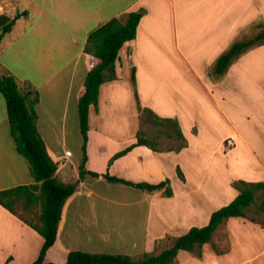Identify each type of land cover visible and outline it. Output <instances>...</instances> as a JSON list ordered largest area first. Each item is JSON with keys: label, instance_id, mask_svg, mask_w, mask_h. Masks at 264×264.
Returning a JSON list of instances; mask_svg holds the SVG:
<instances>
[{"label": "crops", "instance_id": "1", "mask_svg": "<svg viewBox=\"0 0 264 264\" xmlns=\"http://www.w3.org/2000/svg\"><path fill=\"white\" fill-rule=\"evenodd\" d=\"M142 9L136 37L119 51L117 79L101 85L98 109L90 107L86 168L101 174L115 169L111 175L157 183L146 178L160 166L170 179L173 196L142 189L135 201L110 196L99 193L93 181L105 177L88 175L66 206L58 241L47 253L50 260L63 262L72 250L118 254L125 246L149 247L170 226L194 224L189 219L206 201L211 214L229 204L238 194L235 180L264 182V44L239 55L224 74L213 72L218 58L236 41L250 38L255 25L264 29V0H0V14L26 13L4 36L0 65L38 90V130L48 148L65 159L58 178L64 182L79 178L82 155L71 165L67 157L79 119V95L90 69L84 51L88 36L113 17ZM220 100L227 101L226 107ZM252 101L257 108H249ZM138 104L161 117L175 118L187 145L180 151L139 145L113 159L137 141L142 129ZM221 121L230 125L223 139L227 151L211 131L205 136L206 124ZM212 143L216 149L209 153ZM33 182L27 158L17 151L0 92V191ZM163 203L162 217L157 205ZM258 215L255 218H263ZM130 221L137 224L136 230ZM226 221L249 231L241 236L244 251L256 244L264 253V244L259 243L264 241L262 223L230 217L221 225ZM163 223L167 227L161 232ZM219 239L228 249L239 236L223 231ZM43 243L34 228L0 204V264H31Z\"/></svg>", "mask_w": 264, "mask_h": 264}, {"label": "trees", "instance_id": "2", "mask_svg": "<svg viewBox=\"0 0 264 264\" xmlns=\"http://www.w3.org/2000/svg\"><path fill=\"white\" fill-rule=\"evenodd\" d=\"M144 10L131 11L115 16L94 29L88 36L84 51L89 56L90 69L81 89L78 100L80 130L83 137L82 160L79 167V178L74 182H64L57 172L65 159L57 157L46 145L38 126L36 106L40 102L38 90L28 81H21L16 75L0 65V92L6 101L7 116L17 151L27 158L34 182L19 185L0 191V204L17 215L34 228L43 238L44 243L38 258L31 264H175L180 251L194 252L213 240L217 228L230 217H246L264 225V182L235 180L233 186L238 190L237 196L227 205L215 210L204 226H193L186 233L177 237L172 245L160 253L147 252L140 256L127 254L94 253L72 250L67 253L63 262L48 259L47 253L58 241L64 222L66 206L77 194L79 183L88 175L103 176L111 183H121L146 191L163 190L164 196H173L170 179L157 183L134 182L108 172L98 173L86 168L88 161V144L90 140L89 112L90 107L98 109L100 87L107 81L117 79L116 63L122 46L134 39L138 24ZM26 14L22 12L15 17L0 14V45L4 36L11 33L17 19ZM264 44V29L254 37L236 41L225 51L214 65L213 72L222 75L232 61L249 49ZM132 81L136 87L135 71ZM136 90V89H135ZM136 98L139 103L138 93ZM139 114L142 124L147 123L164 132L169 139L178 141L175 147L160 148V143L146 135L141 129L137 141L118 152L113 159L120 157L139 145L154 150L180 151L187 145L178 121L157 115L140 104ZM179 177L184 180L178 168ZM21 208V212L19 211ZM255 210L262 219L250 217L249 211Z\"/></svg>", "mask_w": 264, "mask_h": 264}, {"label": "rangeland", "instance_id": "3", "mask_svg": "<svg viewBox=\"0 0 264 264\" xmlns=\"http://www.w3.org/2000/svg\"><path fill=\"white\" fill-rule=\"evenodd\" d=\"M252 34L249 36L250 38L254 37L259 32V27L255 25L252 29ZM252 49V48H251ZM250 50V49H249ZM238 100H241V97H237ZM222 105L226 107L227 101L223 102V100H220ZM240 106V105H238ZM258 104H255L254 101H252V104L249 105V108H257ZM205 128V136H209V132L211 131L214 135V140H225L227 138V135H229L230 132V125L226 121H221L217 125L213 124H206L204 126ZM142 130L146 133V135L154 140H157L160 143V148L167 149L168 147L172 146L175 147L178 145V141H175L174 139L167 138L166 134L164 132H159L157 127H154L150 124L144 123L142 124ZM222 142V145L224 146V150L227 151L226 144H224V141ZM82 145H83V137L80 130V120H77L76 123V130L74 131V134L71 137V141L69 142L68 150L71 152L70 156H68L67 164L71 165V163H76L79 156L82 155ZM216 149L215 145L212 143L210 148H208V152L211 153ZM93 164L99 167V160L97 158H94ZM172 161V160H171ZM171 164V162H167ZM117 170H110V173H115ZM166 175L165 172L158 166L157 171L155 172V175L146 178L147 181L151 182H158L162 179H165ZM98 179H92L97 184V190L99 193L102 194H108L110 196H124V199L127 200H139L141 197V194L143 191L139 189H135L123 184L118 183H109L106 179L99 178ZM121 198V197H120ZM212 207L210 206V203L208 201L205 202V205L203 206V209L199 210L198 215H195L194 217H191L189 222L193 221L194 224L189 225H172L170 226L169 232L164 233L160 236H158L155 242H153L149 247L142 248L143 243H141L140 248L139 247H130L121 248L118 250V254H129L132 256H140L143 253L147 252H156L160 253L161 251L165 250L166 248L170 247L173 243V241L180 236L181 234L187 232L191 227L194 225L202 226L205 225L210 218ZM21 208H19V211L21 212ZM133 211V210H132ZM131 211V213H132ZM166 212V209L164 208V203L157 205V213L160 216H164ZM250 217H259L258 212L255 210L249 211ZM227 222V221H226ZM233 221H228L227 223L221 225L219 227L218 232L215 233L213 240L210 243L204 244L200 250L190 252L182 250L179 252V255L176 259L175 264H264V253H261V250L256 249V244H254L253 247L250 249H246V251L243 250V241H242V235L248 234L249 231H247L242 224H237L235 226L232 224ZM165 223L161 225V232L166 230ZM226 231L227 233H235L236 236H239L238 241L231 242V247L228 249L226 248L225 244H222V240L219 239L220 234ZM260 244H264V241H259ZM221 249H223L221 251ZM117 254V253H116ZM258 255V256H257Z\"/></svg>", "mask_w": 264, "mask_h": 264}, {"label": "bare ground", "instance_id": "4", "mask_svg": "<svg viewBox=\"0 0 264 264\" xmlns=\"http://www.w3.org/2000/svg\"><path fill=\"white\" fill-rule=\"evenodd\" d=\"M115 214H116V213H115ZM120 215H122V214H120ZM123 216H124V215H123ZM106 217H107V216H106ZM112 217H113V216H112ZM117 217H118V216H117ZM104 218H105V217H104ZM114 218H115V216H114ZM123 218H124V217H123ZM128 218H129V217H128ZM132 218H134V217H132ZM124 220H125V219H124ZM124 220H123V221H124ZM101 221H102V220H101ZM115 221H116V220H115ZM125 221H126V220H125ZM133 221L135 222V220H133ZM104 222H106V221H104ZM104 222H103V224H104ZM117 222H118V221H117ZM128 222H129V221H128ZM112 223H114V221H112ZM124 223H127V222H124ZM137 223H138V222H137ZM128 224H129V223H128ZM130 224H131V221H130ZM130 224H129L128 226H130ZM104 225H105V224H104ZM107 225H108V224H107ZM113 225H114L113 227H115V224H113ZM124 225H125V224H124ZM124 225L122 224V226H124ZM131 225H132V224H131ZM136 225H137V224L132 225L133 227L135 226V227H134V230H136V227H137ZM125 226H126V225H125ZM126 227H127V226H126ZM137 228H138V227H137ZM105 229H106V228H105ZM123 229L126 230L125 228H123ZM123 229H122V230H123ZM127 229H128V227H127ZM132 230H133V229H132ZM132 230H131V234H132V232H133ZM119 231H120V230H119ZM121 232H122V231H121ZM126 232H127V231H125V233H124V232H123V233L126 234ZM128 232H129V231H128ZM118 233H119V232H118ZM131 234H130V235H131Z\"/></svg>", "mask_w": 264, "mask_h": 264}, {"label": "built area", "instance_id": "5", "mask_svg": "<svg viewBox=\"0 0 264 264\" xmlns=\"http://www.w3.org/2000/svg\"><path fill=\"white\" fill-rule=\"evenodd\" d=\"M227 143H228V145H232V144H233V139H232V138H229V139L227 140Z\"/></svg>", "mask_w": 264, "mask_h": 264}]
</instances>
